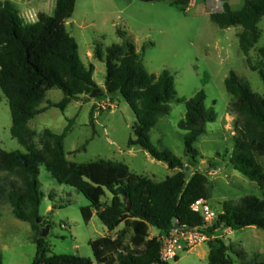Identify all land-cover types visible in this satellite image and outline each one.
I'll return each mask as SVG.
<instances>
[{
  "label": "trees",
  "instance_id": "1",
  "mask_svg": "<svg viewBox=\"0 0 264 264\" xmlns=\"http://www.w3.org/2000/svg\"><path fill=\"white\" fill-rule=\"evenodd\" d=\"M169 1L184 10L190 3V0ZM76 2L56 0L54 13L41 12L36 22H27L11 0L0 2V89L9 101L11 134L27 150L7 151L0 147V203L11 205L15 216L31 223L36 232L33 264H93L90 258L80 255H50L49 244L41 235L47 221L40 212L43 193L39 174L40 166L45 165L57 181L74 187L89 200L81 209L87 222L95 212L109 232L123 225L115 237L104 235L91 241L98 264H168L161 258V240L149 237V226L164 236L177 226L203 224L201 214L192 205L199 198L209 200L213 190L206 174L198 171L188 180L186 163L170 149L158 148L152 142V129L171 113L176 100L175 77L168 69L159 74L149 72L127 32L118 29L122 43L94 46V57L103 61L107 69L105 86L97 84L93 78L94 64L88 66L83 62L78 42L66 27ZM263 16L264 0H243L238 9L226 0L223 10L212 12L210 18L221 28L241 27L237 35L247 64L259 72L264 82V46L259 49V64H254L249 56L259 41L258 23ZM225 84L232 97L230 111L236 115L232 163L264 189V165L258 159L259 155L264 156V95L254 91L235 71L229 73ZM53 88L64 93L59 102L46 99ZM82 95L123 97L136 116L134 137L128 144L141 146L176 172L156 181L132 171L121 161H71L67 158L65 138L72 119L61 133L46 128L38 134L29 126L32 119L50 107L65 110ZM206 98L205 90L201 89L182 100L186 111L178 126L186 131L185 153L192 165L198 163L200 156L196 142L208 132L207 124L218 116L213 106H206ZM43 103L46 105L42 106ZM107 192L112 195L110 202L103 200ZM248 226L264 229V197L246 195L236 203L226 201L212 229L207 227L206 231L212 236L221 227L236 230ZM208 244V264H236L234 255L242 259L247 256L246 250L237 249L220 237L210 238ZM0 264H3L1 252Z\"/></svg>",
  "mask_w": 264,
  "mask_h": 264
},
{
  "label": "rangeland",
  "instance_id": "2",
  "mask_svg": "<svg viewBox=\"0 0 264 264\" xmlns=\"http://www.w3.org/2000/svg\"><path fill=\"white\" fill-rule=\"evenodd\" d=\"M11 1L28 20L41 11L49 13L53 7L55 9V0H42L40 10L34 7L35 0ZM123 5H126L124 1L116 0H77L72 20L66 21L67 30L78 42L81 59L86 65L95 66L94 80L104 87L107 74L106 64L93 55L95 44L107 47L122 43L118 29L126 31L127 38L143 55L149 72L159 74L168 69L175 77L176 100L172 103L171 113L161 118L151 131L154 145L170 149L186 163L188 180L198 171L207 175L213 188L208 202L217 212L223 209L226 201L236 203L246 195L264 197V189L232 163L236 115L229 108L232 97L225 80L231 71H235L254 91L264 95V82L259 72L248 66L240 47L237 31L241 27L221 28L211 20L203 5L190 11L171 5L167 0H137L127 7ZM122 6L124 10L119 11ZM240 6L235 5V8ZM258 27L259 41L249 53L254 64L261 62L259 49L264 46V16ZM201 89L207 94L206 106H213L218 116L216 121L207 124L208 132L196 142L200 156L198 163L192 165L185 153L186 131L180 129L178 123L186 111L182 100L189 99ZM0 94V147L7 151L27 152L11 134L9 101L1 89ZM63 97L61 89L53 88L48 91L46 99L59 102ZM70 119L73 124L65 138L69 160L78 163L98 159L121 161L132 171L156 181L165 180L176 172L141 146L128 144L134 137L136 116L120 95L113 98L82 95L65 110L50 107L32 119L29 126L38 134L46 128L61 133ZM258 159L264 165V156L259 155ZM39 180L43 193L40 212L47 221V236L44 238L49 244L50 255H80L98 264L91 241L106 235L108 228L97 215L89 222L84 219L81 209L90 203L89 200L74 187L57 181L45 165L40 166ZM111 198L107 192L103 200L110 202ZM35 234L31 223L15 216L11 205L0 203L3 264H33L37 253ZM212 237L223 238L235 248L246 250L245 259L234 255L236 264L264 261V229L256 226L236 230L221 227ZM209 251L208 241L203 242L168 264H208Z\"/></svg>",
  "mask_w": 264,
  "mask_h": 264
},
{
  "label": "built area",
  "instance_id": "3",
  "mask_svg": "<svg viewBox=\"0 0 264 264\" xmlns=\"http://www.w3.org/2000/svg\"><path fill=\"white\" fill-rule=\"evenodd\" d=\"M36 15L32 16L34 19ZM192 209L195 212L201 214L203 218V224L193 227H175L169 235H162L160 240L161 246V258L164 261H170L176 259L183 252L191 250L196 245L203 242H207L212 237L206 231V228L212 227L218 218V212L210 205L208 200L204 198L197 199Z\"/></svg>",
  "mask_w": 264,
  "mask_h": 264
},
{
  "label": "crops",
  "instance_id": "4",
  "mask_svg": "<svg viewBox=\"0 0 264 264\" xmlns=\"http://www.w3.org/2000/svg\"><path fill=\"white\" fill-rule=\"evenodd\" d=\"M116 1H124V3L126 4V5H123V6H125V7H127V6H129L130 4H134L135 3V1H137V0H116ZM140 1V0H139ZM145 1H149V2H154V1H162V0H145ZM168 2H170L169 0H167ZM226 0H190V3H189V5L187 6V8H186V11H190V10H192V9H196L199 5L201 6V5H203L204 6V9L208 12V14L209 15H211V13L212 12H216V11H221V10H223V8H224V2H225ZM231 5H232V7L233 8H235V5H238V4H241V6H242V3H243V0H227ZM170 4H171V2H170ZM32 5V4H31ZM172 5V4H171ZM33 6V5H32ZM55 6H56V0H55ZM121 7L120 9H119V11H123L124 10V7ZM240 6V7H241ZM34 7L36 8V9H38V10H40L42 7H43V1L42 0H35V2H34ZM235 9H238V8H235ZM53 10H55L54 9V7H53ZM53 10H52V12H53ZM41 12H43V11H41ZM40 12V13H41ZM52 12H47L48 14H53ZM22 15V14H21ZM39 15V14H38ZM23 17V16H22ZM25 17V16H24ZM23 17V18H24ZM27 22H36L37 20H38V16H36V17H34V19H27L26 17L24 18ZM229 28V27H228ZM240 31V29L237 31V34H238V32ZM136 49H137V47H136ZM94 55V54H93ZM95 215H97L95 212H94V214H93V217L95 216ZM92 217V218H93ZM122 226L123 225H121L117 230H119L120 228H122ZM228 229H231V228H228ZM117 230H115V231H113V232H107V234L106 235H112L113 237H115L116 236V232H117ZM149 233H150V235H149V237L150 238H153V237H157L158 239H160L161 238V234H160V231L157 229V228H155V227H152V226H149Z\"/></svg>",
  "mask_w": 264,
  "mask_h": 264
},
{
  "label": "water",
  "instance_id": "5",
  "mask_svg": "<svg viewBox=\"0 0 264 264\" xmlns=\"http://www.w3.org/2000/svg\"><path fill=\"white\" fill-rule=\"evenodd\" d=\"M69 20H72V18H69ZM203 167H205V164L203 165ZM130 206H131V202H129V204L127 206V210H130ZM47 228H48L47 225H45L44 227H42V232H41L42 237L47 236ZM209 229H212V227H209Z\"/></svg>",
  "mask_w": 264,
  "mask_h": 264
}]
</instances>
